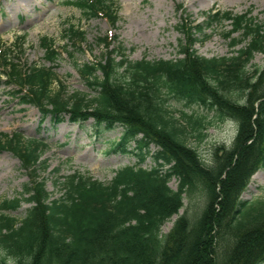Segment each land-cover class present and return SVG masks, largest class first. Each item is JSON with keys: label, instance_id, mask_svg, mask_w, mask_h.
I'll list each match as a JSON object with an SVG mask.
<instances>
[{"label": "trees", "instance_id": "16d2710c", "mask_svg": "<svg viewBox=\"0 0 264 264\" xmlns=\"http://www.w3.org/2000/svg\"><path fill=\"white\" fill-rule=\"evenodd\" d=\"M68 3L87 20L105 18L112 25L119 21L114 0ZM227 20L232 24L228 37L243 31L242 40L233 38L232 44H246L232 57L200 56L193 46L207 42L208 31L215 25L223 27ZM252 20L247 13L226 12L209 14L194 27L182 21L178 25L185 42L182 58L169 61L133 62L123 45L109 49L106 39H99L107 46L105 53L79 68L94 96L54 93L53 67H12L7 53L0 51L9 86L20 89L12 96L21 105L38 108L42 122L50 118L56 127L68 117L80 125L93 120L100 137L121 127V137L109 152L137 159L109 184L76 173L57 179L62 188L59 198L40 181L28 183L27 198H0V255L5 252L15 264H264V200L242 201L238 210H232L242 190L237 188L241 178L264 168V68L248 71L257 54L264 57V26L253 25ZM67 36L72 45L86 41L80 29H69ZM42 47L45 61L58 62L62 53L54 41L43 38ZM236 95L245 102L236 100ZM168 98L237 122L234 145L214 156L213 167L188 145L185 123L168 111ZM182 119L195 131L203 127L194 116L184 113ZM0 148L22 152L34 167L43 163L41 148L24 146L22 137L0 140ZM147 159L155 166L144 168ZM173 178L179 180L178 191L169 186ZM196 190L206 198L204 209L192 221L186 215L179 217L175 231L164 235L165 222L184 208V195ZM23 200L31 207L24 219L17 220L11 212ZM218 204H224L226 214L220 207L216 212ZM5 259L0 257V264H6Z\"/></svg>", "mask_w": 264, "mask_h": 264}, {"label": "rangeland", "instance_id": "374dc122", "mask_svg": "<svg viewBox=\"0 0 264 264\" xmlns=\"http://www.w3.org/2000/svg\"><path fill=\"white\" fill-rule=\"evenodd\" d=\"M70 1L76 0H0V51L7 53L8 65L21 66L23 70H29L31 66L38 69L53 67L51 90L54 93L63 92L67 97L79 92L94 96L95 93L84 82L79 68L99 61L108 44L109 49L123 45L133 62L142 59L169 61L182 58L181 46L185 42L178 30L182 21L188 27H194L203 23L209 14L230 12L235 16L247 13L253 19V25L264 26V0H114L119 16L115 25L105 18L87 20L78 7L68 3ZM71 28L80 29L86 34L83 45H72L68 41L67 32ZM230 30L232 24L229 20L224 22L223 27L215 25L208 31L210 39L203 43L198 42L201 40L199 38L193 49L208 59L232 57L246 43L233 45V38L242 40L243 31L228 37ZM43 38L54 41L55 47L62 53L55 64L45 61ZM104 38L106 45L99 41ZM4 64L1 58L0 140L12 137L19 140L22 137L24 146L29 144L41 148L40 161L43 163L34 167L23 159L22 152L0 148L1 199L27 198L24 195L25 187L34 181L44 182L47 191L54 198H59L62 192L56 183L59 178L63 181L65 177L79 173L109 184L118 171L137 164V159L132 155L109 152L114 142L121 137V127L100 137L95 135L93 120L80 125L70 122L68 117L56 127L50 118L42 122L38 108L21 105L18 97L12 96L15 89H20L9 86L8 71ZM255 68H264L263 55H256L248 71L252 73ZM234 98L245 102L241 96L236 95ZM166 107L185 123L188 145L198 151L207 166L213 167L216 154L221 155L223 150L234 145L238 135L235 120L220 119L211 109L187 107L184 102L173 98H168ZM184 113L203 121V127L195 131L187 120L182 119ZM17 135L21 137L17 139ZM35 140L40 143L37 145ZM151 150L155 151L156 148L151 147ZM154 166L151 159H147L143 165L146 169ZM169 186L178 191L179 180L173 178ZM241 187V193L233 201L234 211L239 209L238 204L242 201L249 204L264 200V168L252 176H243L237 188ZM224 204L216 205V212H219L220 207V213L226 214ZM205 206L206 198L199 190L185 194L184 208L165 222L162 233L169 236L175 231L179 217L186 215L192 221ZM30 207L23 200L21 207L11 212V215L22 220ZM3 256L6 257V264L16 263L5 252L0 255L1 258Z\"/></svg>", "mask_w": 264, "mask_h": 264}, {"label": "bare ground", "instance_id": "6f19581e", "mask_svg": "<svg viewBox=\"0 0 264 264\" xmlns=\"http://www.w3.org/2000/svg\"><path fill=\"white\" fill-rule=\"evenodd\" d=\"M203 0H199V2H202ZM205 1V0H204Z\"/></svg>", "mask_w": 264, "mask_h": 264}]
</instances>
